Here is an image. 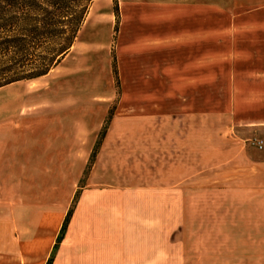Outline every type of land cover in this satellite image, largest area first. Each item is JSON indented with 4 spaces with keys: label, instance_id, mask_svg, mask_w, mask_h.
Listing matches in <instances>:
<instances>
[{
    "label": "crops",
    "instance_id": "obj_1",
    "mask_svg": "<svg viewBox=\"0 0 264 264\" xmlns=\"http://www.w3.org/2000/svg\"><path fill=\"white\" fill-rule=\"evenodd\" d=\"M119 12L117 88L94 82L102 67L95 55L101 60L100 53L109 45L114 12L112 0H93L70 50L41 77L55 71L54 83L38 90V99L11 100L16 130L0 133V166L39 172L41 180L48 172L60 173L61 187L69 191L66 196L63 189L56 191L35 207L40 219L54 221L49 230L30 225V200L24 203L29 214L24 215L23 228L14 206L7 205L0 219L11 225L3 244L11 264H159L158 253L150 260L139 257L142 241L129 244L128 237L156 229H129L137 215L129 212V205L144 202L137 190L145 185L142 180L111 178L115 156H167L174 171L186 173L179 183L183 186L191 183L193 171L207 169L208 115L202 110L207 28L201 12L188 15L184 7L175 5L164 10L155 0H121ZM83 74L91 82H76ZM16 83L11 84V93L19 90ZM197 100L200 110L188 111L197 107L193 102ZM113 104V114L107 118ZM261 108L255 111L264 112ZM255 123L264 125V119ZM103 125L106 130L99 142ZM21 159L23 166L17 167ZM69 172L75 174L65 180L64 173ZM150 202L158 204L159 199ZM39 236H49L50 244L38 261L30 252L32 239Z\"/></svg>",
    "mask_w": 264,
    "mask_h": 264
},
{
    "label": "rangeland",
    "instance_id": "obj_2",
    "mask_svg": "<svg viewBox=\"0 0 264 264\" xmlns=\"http://www.w3.org/2000/svg\"><path fill=\"white\" fill-rule=\"evenodd\" d=\"M49 1L37 0V7L52 9ZM155 1L164 10L175 5L177 9L184 7L188 15L201 12L207 28L204 45L207 91L202 92V110L208 115V150L204 161L207 169L193 171L191 183L183 186L179 183L186 173L174 171L172 159L167 156L136 159L135 155L126 158L116 155L111 178L142 180L145 185L137 190L144 202L129 205V212L138 215L129 229L140 228L144 232L156 229L153 233L128 237L129 244L142 241L139 257L150 260L158 253L159 264H264V166L250 170L246 167L264 165V125L255 123L264 119V112L255 111L264 106V0ZM120 2L118 0V16L113 18L109 45L100 53L101 60L95 55L102 67L94 82L111 88L115 85L113 62L115 57L117 62L119 52ZM53 4L78 11L86 3L54 0ZM129 36L128 33L124 37ZM54 75L55 71L38 80L17 82L14 85L19 90L12 93L11 84L0 88V133L16 130L11 121V106H15L11 100L38 99V90L53 84ZM119 77L118 69L120 82ZM87 78L83 74L76 82H91ZM193 102L197 107L187 110L199 111V101ZM114 106L111 105L108 117L113 114ZM251 123L255 124L244 126ZM105 130L103 125L98 141ZM2 149L1 145L0 151ZM23 162L19 160L17 167H22ZM7 167L6 164L0 166V216L7 211V205L12 204L20 220L19 227L23 228L24 215L29 214L24 210V203L30 200L33 205L30 225L49 230L54 221L40 219L35 207L61 189L68 195L65 185L61 187L60 173L48 172L47 179L41 180L39 172L9 171ZM74 174L64 173V179L69 180ZM86 174L87 171L81 184ZM26 181L31 186L26 185ZM175 183L179 185L172 187ZM153 197H158V204H151ZM0 228V264H11L3 247L7 240L5 231L11 229V225L0 219ZM32 240L30 254L39 261L50 244L49 236Z\"/></svg>",
    "mask_w": 264,
    "mask_h": 264
},
{
    "label": "trees",
    "instance_id": "obj_3",
    "mask_svg": "<svg viewBox=\"0 0 264 264\" xmlns=\"http://www.w3.org/2000/svg\"><path fill=\"white\" fill-rule=\"evenodd\" d=\"M53 1L52 9H39L37 0H0V88L41 78L55 68L73 45L93 0H83L86 4L78 11L54 7ZM112 4L117 17L118 0ZM113 74L118 86L114 62Z\"/></svg>",
    "mask_w": 264,
    "mask_h": 264
}]
</instances>
